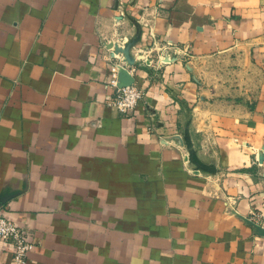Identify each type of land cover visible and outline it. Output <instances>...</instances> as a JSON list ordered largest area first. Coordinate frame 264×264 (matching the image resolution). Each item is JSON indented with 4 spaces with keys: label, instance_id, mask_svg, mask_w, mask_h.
<instances>
[{
    "label": "crops",
    "instance_id": "0c3cea01",
    "mask_svg": "<svg viewBox=\"0 0 264 264\" xmlns=\"http://www.w3.org/2000/svg\"><path fill=\"white\" fill-rule=\"evenodd\" d=\"M0 207L26 264H264V0H0Z\"/></svg>",
    "mask_w": 264,
    "mask_h": 264
},
{
    "label": "built area",
    "instance_id": "2783aa9c",
    "mask_svg": "<svg viewBox=\"0 0 264 264\" xmlns=\"http://www.w3.org/2000/svg\"><path fill=\"white\" fill-rule=\"evenodd\" d=\"M135 56V60L141 62L150 63L152 59L150 49L140 51ZM108 62H110L108 86L111 90L108 103L121 116H127L134 111L137 104L142 100L143 92L133 84L130 86L120 85L119 73L121 69L131 75V70L128 68L130 66L124 62L121 54L117 52L111 53L108 57ZM161 63H164V61H161ZM0 247L2 249H10L13 264H26L27 256L33 248L32 241L24 229L7 218L6 214L2 213V211H0Z\"/></svg>",
    "mask_w": 264,
    "mask_h": 264
},
{
    "label": "rangeland",
    "instance_id": "374dc122",
    "mask_svg": "<svg viewBox=\"0 0 264 264\" xmlns=\"http://www.w3.org/2000/svg\"><path fill=\"white\" fill-rule=\"evenodd\" d=\"M180 116L182 121L177 124L174 134L177 139V145L182 152L184 151L187 156L191 157L192 162H198L199 155L205 147L202 143L206 133L202 129L203 127L200 128V122H203L204 118L194 114L192 108H186L185 111L180 113ZM210 132L207 134H210Z\"/></svg>",
    "mask_w": 264,
    "mask_h": 264
},
{
    "label": "water",
    "instance_id": "95a60500",
    "mask_svg": "<svg viewBox=\"0 0 264 264\" xmlns=\"http://www.w3.org/2000/svg\"><path fill=\"white\" fill-rule=\"evenodd\" d=\"M119 82L121 86H130L133 84L134 80L131 75H129L125 70L121 69L119 73Z\"/></svg>",
    "mask_w": 264,
    "mask_h": 264
}]
</instances>
